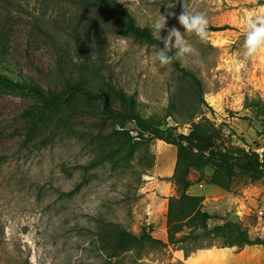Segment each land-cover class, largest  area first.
I'll use <instances>...</instances> for the list:
<instances>
[{
	"label": "rangeland",
	"instance_id": "1",
	"mask_svg": "<svg viewBox=\"0 0 264 264\" xmlns=\"http://www.w3.org/2000/svg\"><path fill=\"white\" fill-rule=\"evenodd\" d=\"M108 1L122 3L151 30L165 15L162 37L171 27L184 32L177 19L183 0ZM184 3L208 19L206 40L186 34L193 52L175 54L201 79L203 99L173 61L160 66L159 47L124 33L96 0H0V47L5 44L16 76L44 90L59 93L83 81L89 91L107 92L115 109L130 110L123 92L146 118L186 133L192 119L206 121L226 135L224 144L263 153L264 52L244 56L242 21L264 10V0ZM1 88L0 264H264V245L245 243L264 238L255 213L264 209V179L234 168L216 173L215 181L200 180L193 170V191L214 219L169 221L171 198L181 195V178L172 177L179 168L174 146L140 140L135 123L106 117L100 100L82 93L33 128L27 114L43 110L41 103ZM155 179L166 180L168 189H153L150 197ZM112 223L138 235L146 227L161 242L118 249ZM225 247L218 259L215 250Z\"/></svg>",
	"mask_w": 264,
	"mask_h": 264
},
{
	"label": "trees",
	"instance_id": "2",
	"mask_svg": "<svg viewBox=\"0 0 264 264\" xmlns=\"http://www.w3.org/2000/svg\"><path fill=\"white\" fill-rule=\"evenodd\" d=\"M103 6V12L106 18L113 22L123 24L124 33H129L135 38L143 40L156 47H163V42L157 40L152 35V30L148 27L140 26L134 14L122 3L108 0H96ZM5 44L0 47V87L1 91H7L12 94L30 96L41 103L43 110L39 112H29L33 121V128L43 121L47 120L50 114L59 106L69 103V99L76 93H82L86 97L96 98L101 102V112L106 117L112 119H121L125 122L135 123L140 140H161L177 149L178 169L173 174V178H181L178 185L181 195L177 198L172 197L169 206V221L180 217L188 219L194 225L206 224L214 219L208 211L203 209V197L189 193L193 183L189 175L194 170L199 174L200 180L215 181L217 174L230 169L237 171L251 178V180L264 179V152L257 156L252 148H244L235 144H224L226 135L220 128L214 127L206 121L196 122L191 120V128L188 133L180 132L177 126H165V124L155 118H146L133 110L135 98L127 96L120 92L121 99L125 100L130 110L121 111L111 105L110 97L104 90L89 91L86 83H68L65 91L54 93L44 90L42 86L34 82L25 80L16 76L11 68L12 61L6 55ZM173 56V64L177 71L192 79L199 96L203 99V84L201 79L192 70L182 66L176 59L174 50L169 53ZM259 111L264 113V102L259 100ZM262 109V110H261ZM264 117V116H263ZM262 135L264 136V118L262 119ZM213 171L207 174L206 170ZM212 175V176H211ZM110 235L116 239V248L125 249L131 245L141 243L147 240L161 242L152 236V231L146 227L140 235L128 231L118 224H110ZM247 245H264V238L246 240Z\"/></svg>",
	"mask_w": 264,
	"mask_h": 264
},
{
	"label": "clouds",
	"instance_id": "3",
	"mask_svg": "<svg viewBox=\"0 0 264 264\" xmlns=\"http://www.w3.org/2000/svg\"><path fill=\"white\" fill-rule=\"evenodd\" d=\"M179 24L184 29L181 32L176 27L167 29V35L162 37L161 32L166 28L167 17L161 15L156 19L152 26V35L155 39L163 42V47L159 48L156 59L161 67L170 65L173 56L169 55L175 49L176 57H183L191 54L193 49L185 39L186 34H194L201 41L207 38L208 19L203 13H192L188 11L183 0L182 11L177 17ZM245 39H244V56L246 58H255L264 52V10L253 11L252 14H246L242 21Z\"/></svg>",
	"mask_w": 264,
	"mask_h": 264
},
{
	"label": "crops",
	"instance_id": "4",
	"mask_svg": "<svg viewBox=\"0 0 264 264\" xmlns=\"http://www.w3.org/2000/svg\"><path fill=\"white\" fill-rule=\"evenodd\" d=\"M194 175V173H191V175ZM171 176V175H170ZM160 181V182H159ZM164 181H166V180H160V179H155V180H153L151 183H149V185H148V189H150L151 190V192L149 193V196L150 197H153V194L154 193H156V191H154L153 189H157V190H162V191H164V190H166V189H168L167 188V186L165 185V184H163L162 182H164ZM202 185V184H201ZM194 186H191L190 187V189H189V193L190 194H192V195H201V194H199V193H196V192H194L193 190H194V188H193ZM222 197H224V195H222V194H220L219 196H215L213 199H215V202H212V203H216L217 201H220V199H222ZM164 200H168V198H165ZM207 200H209V197L207 198ZM150 207H152V204H150ZM153 223H161V225H160V227H155V229L156 230H159V231H162V229H163V225H162V222H161V220H158V222H156V218L154 219V221H153ZM157 232V231H156ZM155 232V233H156ZM249 246V245H248ZM227 247H225V248H220V250H215V253L217 254V258L219 259L220 258V256L221 255H218L219 253L221 254L225 249H226ZM216 249V248H215Z\"/></svg>",
	"mask_w": 264,
	"mask_h": 264
},
{
	"label": "built area",
	"instance_id": "5",
	"mask_svg": "<svg viewBox=\"0 0 264 264\" xmlns=\"http://www.w3.org/2000/svg\"><path fill=\"white\" fill-rule=\"evenodd\" d=\"M255 213H256L258 219H259L261 222H263V224H264V209L261 208V207H260V208H257V209L255 210Z\"/></svg>",
	"mask_w": 264,
	"mask_h": 264
},
{
	"label": "water",
	"instance_id": "6",
	"mask_svg": "<svg viewBox=\"0 0 264 264\" xmlns=\"http://www.w3.org/2000/svg\"><path fill=\"white\" fill-rule=\"evenodd\" d=\"M257 156H261L259 152H256Z\"/></svg>",
	"mask_w": 264,
	"mask_h": 264
}]
</instances>
